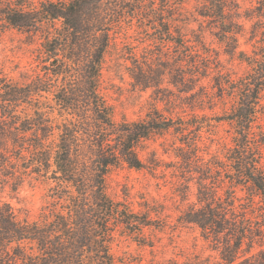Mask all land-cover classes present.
I'll return each mask as SVG.
<instances>
[{"label": "trees", "instance_id": "trees-1", "mask_svg": "<svg viewBox=\"0 0 264 264\" xmlns=\"http://www.w3.org/2000/svg\"><path fill=\"white\" fill-rule=\"evenodd\" d=\"M187 1L0 0V20L41 32L50 62L25 84L0 69V180L15 191L31 179L47 186L35 219L0 201V264H131L112 250L117 232L153 246L144 228L165 225L150 208L138 212L110 197L106 178L125 163L145 167L138 144L166 131L181 144V173L198 185L197 201L178 220L197 225L224 264H264V220L252 216L257 209L264 216V0L252 7L258 20L247 40L251 51L239 47L247 32L240 0H195L199 29L211 28L226 52L248 65L238 77L220 68V53L201 32L187 38ZM124 22L165 54L174 46L172 64L139 66L134 75L162 93L169 114L152 106L139 119L117 121L101 94L106 53ZM173 63L175 93L161 86ZM225 97L234 101L230 110L195 114ZM176 108L182 114L174 117ZM213 120L228 121L234 135L223 158L208 151L206 159L199 142ZM255 244L260 248L253 253Z\"/></svg>", "mask_w": 264, "mask_h": 264}, {"label": "rangeland", "instance_id": "rangeland-1", "mask_svg": "<svg viewBox=\"0 0 264 264\" xmlns=\"http://www.w3.org/2000/svg\"><path fill=\"white\" fill-rule=\"evenodd\" d=\"M240 1L243 13L241 21L245 24L247 32L245 35H239V47L251 51L252 46L247 40L251 36L252 24L258 20L252 11L255 1ZM183 19V30L188 39H193L194 33L201 32L206 44L220 53V68L223 71L233 77L241 76L247 71L248 65L228 54L225 44L216 38L211 28L205 25L202 30L199 29L203 18L196 11L195 0L187 1ZM136 28L124 22L116 29L102 69L101 94L112 106L117 121L123 117L130 120L139 119L145 116L152 106L169 114L165 108L166 101L159 99L163 97L162 93L158 95L155 86L145 87L137 83L134 75L139 73V66L148 69V64H152V68L158 69L164 64H172L174 46L166 49V52L170 53L165 54L156 43L144 40V35ZM46 57L41 32L8 26L0 20V69L4 74L14 82L28 83L38 74H44L45 67L50 66ZM172 67L167 68L166 74L162 76L161 86L175 93L177 89L170 82L175 73L174 63ZM233 104L234 101L230 97L217 98L213 109L196 108L195 114L201 117L206 113L214 117L217 113L222 114L230 110ZM177 112L182 114L180 108L174 109L170 114L176 117ZM190 112L188 110V113ZM213 123V127H204L201 131L200 153L206 159L210 156L208 151L223 158L225 148L232 144L234 135L228 121L213 120ZM262 124L264 126V118ZM180 145L171 131L154 134L137 146L145 167L136 168L125 163L113 167L108 173L106 181L110 197L128 202L138 212H145L150 208L151 215L165 225L164 228H144V233L153 241V246L139 244L132 235L117 232L112 250L118 258L124 257L130 260L131 264H224L220 252L202 236L197 225L178 220L182 210L197 201L198 192L196 181L186 179L181 173L183 159L176 155L180 152ZM46 192L47 186L35 179L27 180L17 191L12 189L11 184H4L0 180V201L10 203L19 217L28 216L35 219L45 204ZM260 213L259 209L255 210L252 215L254 220H264ZM259 248V244H255L252 252L258 251Z\"/></svg>", "mask_w": 264, "mask_h": 264}]
</instances>
